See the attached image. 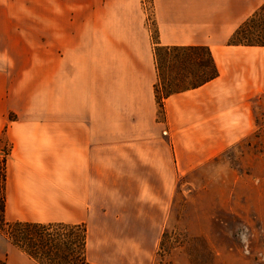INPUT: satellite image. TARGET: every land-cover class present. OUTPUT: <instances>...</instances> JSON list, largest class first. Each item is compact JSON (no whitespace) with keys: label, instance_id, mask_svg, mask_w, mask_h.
Segmentation results:
<instances>
[{"label":"crops","instance_id":"crops-1","mask_svg":"<svg viewBox=\"0 0 264 264\" xmlns=\"http://www.w3.org/2000/svg\"><path fill=\"white\" fill-rule=\"evenodd\" d=\"M31 3L46 99L7 89L0 61L5 219L84 224L90 263L151 264L178 176L261 127L264 48L228 41L264 0ZM155 43L208 50L217 76L160 110ZM2 251L5 264H38L8 241Z\"/></svg>","mask_w":264,"mask_h":264},{"label":"rangeland","instance_id":"rangeland-1","mask_svg":"<svg viewBox=\"0 0 264 264\" xmlns=\"http://www.w3.org/2000/svg\"><path fill=\"white\" fill-rule=\"evenodd\" d=\"M31 4L0 0V61L5 62L7 89L19 88L37 105L46 99V76L35 68V57L45 52V45L31 42ZM161 71L174 77L166 65ZM200 76L176 79L172 88ZM257 122L261 127L256 132L178 176L151 264H264V110ZM8 147L1 144L0 159ZM6 242L0 233V264Z\"/></svg>","mask_w":264,"mask_h":264},{"label":"trees","instance_id":"trees-1","mask_svg":"<svg viewBox=\"0 0 264 264\" xmlns=\"http://www.w3.org/2000/svg\"><path fill=\"white\" fill-rule=\"evenodd\" d=\"M228 44L264 48V3L239 25L229 38ZM154 46L158 74L155 97L160 110L163 98L183 89L197 87L217 76L216 66L208 50L199 47H163L157 43ZM201 53L204 56L201 57ZM165 65L173 72L174 77H164L161 68ZM204 70H207L206 74H204ZM198 74L203 76L183 88H177V90L172 88L174 80L181 81V78L186 75L198 76ZM8 154L9 147L0 159V233L8 242L38 264H92L85 255L86 229L84 224L38 223L5 219L6 159ZM2 264L5 262L3 261Z\"/></svg>","mask_w":264,"mask_h":264}]
</instances>
